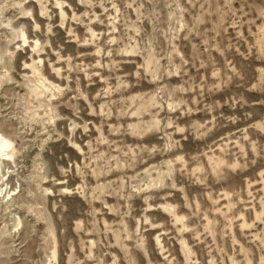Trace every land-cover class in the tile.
Wrapping results in <instances>:
<instances>
[{"label": "rangeland", "instance_id": "374dc122", "mask_svg": "<svg viewBox=\"0 0 264 264\" xmlns=\"http://www.w3.org/2000/svg\"><path fill=\"white\" fill-rule=\"evenodd\" d=\"M0 132V264H264V0H0Z\"/></svg>", "mask_w": 264, "mask_h": 264}, {"label": "bare ground", "instance_id": "6f19581e", "mask_svg": "<svg viewBox=\"0 0 264 264\" xmlns=\"http://www.w3.org/2000/svg\"><path fill=\"white\" fill-rule=\"evenodd\" d=\"M12 16H13V14H12ZM24 40H26V39H24ZM12 143H13L12 139L8 138L6 135H4L2 132H0V160H5V158H7V156L10 157L12 155V153H11L12 149H10L12 146Z\"/></svg>", "mask_w": 264, "mask_h": 264}]
</instances>
